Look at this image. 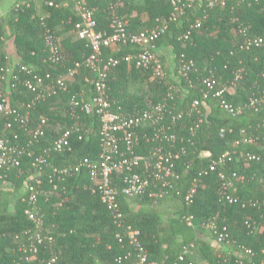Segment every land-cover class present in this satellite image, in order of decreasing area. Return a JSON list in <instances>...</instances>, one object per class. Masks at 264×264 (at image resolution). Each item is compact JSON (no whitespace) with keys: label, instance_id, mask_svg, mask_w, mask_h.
<instances>
[{"label":"trees","instance_id":"trees-1","mask_svg":"<svg viewBox=\"0 0 264 264\" xmlns=\"http://www.w3.org/2000/svg\"><path fill=\"white\" fill-rule=\"evenodd\" d=\"M28 1V7L23 6L17 11L12 9L14 3L6 17L0 18V102L6 96L9 105L22 111L35 97V93L23 85V80L31 75L21 71L16 64L26 65L33 70L32 74L49 72L56 75L75 68L78 62L71 80H67V90L44 100H34L29 108L28 122L19 128L15 124V129L22 143H26L41 118H45L44 134L31 147L32 153L37 154L74 125L77 130L71 134L70 147L61 152H48L49 160L57 167L74 166L84 159L94 160L100 152L98 118L93 111L84 113L78 109L71 114L69 103L71 95L81 100L80 93H83V100L87 101L93 94L90 86L93 73L83 63L91 49L77 36L75 39H59L60 29L56 27L60 23L62 29L74 30L73 23L78 17L73 7L68 10V6H57V0H53L55 6L45 4L47 0ZM84 3L94 13L97 30L108 31L113 13L126 19L128 30L133 32L167 24L166 32L155 41L154 48L165 66L164 79H158L151 70L121 58L134 51L133 46L104 47L102 54L104 58H119L107 77L108 99L113 110L120 107L122 111L137 112L145 109L151 101L157 103L166 99L173 110L172 115L182 112L175 121L171 116L164 120L170 130L183 139L178 138L172 145L153 140L154 129L159 124L146 122L137 128L141 137L137 147L139 153H148L161 145L173 151L185 147L184 154L174 161L176 176L171 178L166 196L156 202L147 195L135 199L123 194L118 196L124 222L140 231V241L150 254V261L172 264L188 247L185 259L178 264H201L191 260L190 252L195 249L202 253L204 264H234L232 253L239 245H244L251 248L252 255L245 258L243 264H264V231L252 233L243 224L246 217L255 222L264 220V190L255 181L256 169L264 172V165L245 162L240 156L244 151L264 154V149L260 148L264 136L263 111L246 107L239 116L231 117L219 107L218 99L210 92L205 97L201 92L206 88L202 79L210 75L215 78L217 87L224 85V97L232 104H243L264 88V43L250 47L245 43V34L264 36V0H228L224 6L218 3L209 5L208 0H195L175 21L169 19L173 11L169 0H84ZM44 12L47 16H40ZM197 18L201 24L193 29L191 39L178 40L177 36ZM44 25L57 38L63 57L60 64L53 65L45 60ZM7 43L13 45L11 54L7 53ZM166 46L175 53L173 73L176 76L169 75V67H166L167 56L163 52ZM13 54L17 56L15 60L11 58ZM189 60L193 62L188 71L191 84L177 72L181 61ZM5 66L8 73L1 70ZM229 87L233 93H229ZM168 90L172 91L170 98ZM194 99L199 100L200 112L206 115L202 122L191 110ZM8 119L10 116L0 112V135L10 133L4 129ZM221 127L227 128L224 137L219 136ZM242 131L256 137L259 145L240 142L234 146V141H240ZM188 138L191 143H186ZM227 149H235L236 154L226 162V173L237 171L243 176L241 180L233 181L228 194L240 199H257L256 206L228 203L226 193L220 187L218 170H209L210 160ZM204 150L210 152L208 157L201 155ZM36 169L31 158L24 156L18 168L0 174V184L5 179L13 183L11 189L0 187V264H48L53 256L56 258L54 264H114L117 257H122V264H126L127 260L133 259L124 258L130 248L117 240L118 229L85 169L64 175L62 181H55L58 184L55 193L40 192L35 210L43 216V231L50 230L54 242L53 245L43 243L35 254L24 253L21 248L34 239L36 229L24 213L25 203L21 198L26 195V185L33 181ZM45 172L42 174V189L49 191L51 186ZM194 178H199L200 185L194 201L188 206L184 195ZM112 181L118 187L123 185L118 176ZM135 204L139 207L135 208ZM160 205L166 208L161 209ZM186 213L194 215V227L183 220ZM206 223L226 226L231 243L218 244L211 230L204 227ZM198 233L208 239L199 240Z\"/></svg>","mask_w":264,"mask_h":264},{"label":"built area","instance_id":"built-area-1","mask_svg":"<svg viewBox=\"0 0 264 264\" xmlns=\"http://www.w3.org/2000/svg\"><path fill=\"white\" fill-rule=\"evenodd\" d=\"M73 10L78 17V20L73 23L76 36L87 42L91 49L90 54L83 61L85 66L93 73V78L90 80V86L93 94L90 99L85 101L81 98L78 100L75 95L70 97V113L73 114L76 110L84 113L93 111L99 121V147L100 152L94 160L84 159L74 166L57 167L49 160L48 152H61L70 147L71 134L77 130L74 125L68 127L60 134L51 145L37 154L32 153V145L38 141V138L44 134L46 120L41 118L37 128L32 134V137L25 143H22L16 125H22L28 122L29 108L34 100H44L47 97L57 95L59 92L66 91L68 88L67 80L71 79L75 73V68L79 66L77 62L75 68H68L64 74H51L49 72L41 75L35 74L32 69L24 64H16L19 69L31 75V78L23 80V85L30 91L35 93L32 102L25 105L24 110H19L8 104L7 97L3 96L0 102V112L10 116L4 124V129L10 133L0 135V174L8 172L13 167L21 165V159L24 156L31 158L32 166H35L37 172L32 177V182L26 185V195L21 198L25 203L24 213L30 219L36 229L34 239L27 246L21 248L26 254H35L38 248L43 243L53 245L54 238L52 234L45 230L43 216L37 214L35 203L37 197L42 193L50 194L57 190L55 181H62L64 175L71 172H77L80 169H85L90 176V179L96 184V188L100 194L101 200L106 204L110 216L113 219L118 231L115 236L121 243H126L130 250L126 252L124 258L133 257V264H154L150 261V254L145 249L140 241V231L130 224L124 222V216L118 202L119 194H123L128 198H136L147 195L153 197L154 201L162 199L167 194V188L170 186V180L176 176L174 172V161L180 159L185 152V147L180 146L178 150L165 149L163 146L154 147L152 151L142 154L138 152V143L140 135L137 131L138 127L143 126L146 122L159 124L154 130L153 140L167 142L172 145L180 138L177 134L170 130V127L164 122L166 117L171 116V120L175 121L182 116V112L172 115V108L165 99L162 102L153 103L152 101L146 105L145 109L137 112L122 111L120 107L116 110L111 108L108 99L107 77L108 72L118 64L119 58L115 56L103 57V48L109 46H133L136 49L132 52H127L121 58L127 62H134L140 68L149 69L154 77L158 79L165 78V66L160 58V55L154 50L155 41L166 32L167 24H160L147 28L138 32L129 31L127 21L121 15L113 13L107 30H97V21L93 11L86 6L84 0H70ZM173 11L170 20L175 21L177 16L182 14L185 7H190L195 0H169ZM228 0H208L209 5L219 4L224 6ZM30 1L22 0L14 4L13 10L17 11L23 6L28 7ZM45 4L55 6L53 0H47ZM201 24L200 19H195L188 28L182 31L177 39L187 41L191 39V34L194 28ZM44 40L47 50L46 61L53 65L60 64L63 61L60 46L57 38L51 33L50 28L44 25ZM246 47L252 45H261L264 43V36L245 34ZM193 62L181 61L177 66L179 75L185 78L190 83L188 71L191 70ZM8 73V67L1 68ZM17 77H14L16 79ZM205 89L202 90L203 97L209 92L218 99V105L226 111L231 117L239 116L244 108L249 107L255 111H263L264 114V88L258 93L252 94L243 104H232L226 100L224 94L226 88L224 85L216 86L215 78L210 75L202 79ZM170 98V93L167 94ZM191 110H194L198 115V121L202 122L206 115L200 112L199 100L194 99L191 102ZM16 124V125H15ZM197 126V124L195 125ZM227 128L221 127L219 136L224 137ZM240 141H234L236 146L240 142L248 144H258L257 138L250 136L243 131ZM181 141L183 139L180 138ZM186 143H191L190 139H186ZM260 148L264 149V136ZM206 151V150H204ZM207 156L210 155L209 151ZM236 154L235 149H227L219 157L210 160L209 170H218V178L221 180V189L226 193L225 198L228 203H240L243 206H256L259 200L253 198L240 199L235 195L228 194V189L233 185V181L243 178L237 171L226 173V162L231 161ZM202 155V152H201ZM241 158L245 162H258L264 165V154L256 152H241ZM48 169V170H47ZM47 170V171H46ZM46 171V172H45ZM45 172L47 182L51 186L49 191L42 189V174ZM121 178L123 185L118 187L113 184V177ZM2 176L0 175V178ZM56 177V180H55ZM200 185L199 178H194L191 181L190 187L184 195L186 204L189 206L194 201V197L198 193ZM158 188V190H154ZM264 204V200H262ZM183 220L188 226H195V218L191 213L183 215ZM243 224L250 229L252 233L264 231V220L260 222L252 221L246 217L243 219ZM207 229L214 234L216 241L220 245L231 243L229 231L226 226L217 227L215 223H206ZM188 252V247L178 255L177 261L172 264H178V261L185 259V254ZM234 256V264H243L244 259L250 258L252 250L244 245H239L238 249L232 253ZM122 257L115 258L114 264H122ZM56 261L53 256L48 264H54ZM103 264H109L104 262ZM189 264H191L189 262Z\"/></svg>","mask_w":264,"mask_h":264},{"label":"crops","instance_id":"crops-1","mask_svg":"<svg viewBox=\"0 0 264 264\" xmlns=\"http://www.w3.org/2000/svg\"><path fill=\"white\" fill-rule=\"evenodd\" d=\"M16 1H18V0H0V18H5L6 17V15L10 12L13 4L16 3ZM56 4H57V6H58V4H59V6H60V4H62V6H64V7L68 6V8H69L68 10H70L71 7H72V4H71L70 0H57ZM40 16H42V17L44 16L45 17V16H47V14H46V12H44ZM56 27H57V29H60L59 39L64 40L67 37H70L71 39H75L76 38V34H75L73 29L72 30L71 29H62V24H60V23H58V25ZM6 50H7V53L11 54L13 52V45L11 43H7ZM163 52L166 53V56H167V58H166V63H167L166 67H169V75H175V73H173L174 72V68H175V63H174L175 53L172 52V50H171V48L169 46L164 47ZM11 58H13V55L11 56ZM64 72H65V70L62 71V72L60 71L59 73H64ZM69 80H71V79H69ZM142 83L144 84V82H142ZM228 90H229V93H233V89L231 87H229ZM80 95H81V98L83 99V97H84L83 93H80ZM207 154H208V152L202 151V156H207ZM130 199H135V198H130ZM164 206L165 205H160L159 208L162 209V208H164ZM134 207L138 208L139 205L135 204ZM165 208H166V206H165ZM198 234H199V236H198L199 240L202 239V240L206 241L207 236H205L203 233H201V234L198 233ZM190 253H191L190 255H191V260L192 261L199 262V263L203 264L202 261L200 262V260H201V258L204 259V257H203L202 253H200V251L198 249H195V251L191 250ZM133 263H134V261H133L132 258L130 260H127V262H126V264H133ZM204 263H205V259H204Z\"/></svg>","mask_w":264,"mask_h":264},{"label":"rangeland","instance_id":"rangeland-1","mask_svg":"<svg viewBox=\"0 0 264 264\" xmlns=\"http://www.w3.org/2000/svg\"><path fill=\"white\" fill-rule=\"evenodd\" d=\"M10 46V45H9ZM15 57H17V56H15L14 54H13V60H15L16 58ZM169 90H171V89H169ZM169 90H168V92H169ZM175 90V89H174ZM179 91H177L176 93H174L175 95L178 93ZM171 95H172V91H170L169 92ZM13 172H16L17 173V171H13ZM12 173V172H11ZM15 173V174H16ZM17 174H20V173H17ZM255 181H256V183L259 185V187H261V189H263L264 190V172H261L260 170H257L256 169V173H255ZM0 187L1 188H3V189H11V188H13V183L12 182H10V181H8V180H3L2 181V183L0 184ZM50 231V230H49ZM209 235V237L211 238L212 236V234L210 235V234H208ZM207 239H208V236H207ZM34 257H32L30 260H32ZM202 261V263L204 264V259L203 258H201V260H200V262Z\"/></svg>","mask_w":264,"mask_h":264}]
</instances>
